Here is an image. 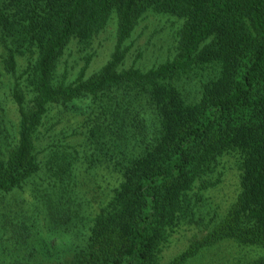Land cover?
Here are the masks:
<instances>
[{
	"label": "trees",
	"instance_id": "16d2710c",
	"mask_svg": "<svg viewBox=\"0 0 264 264\" xmlns=\"http://www.w3.org/2000/svg\"><path fill=\"white\" fill-rule=\"evenodd\" d=\"M151 13L180 20L173 57L125 67ZM111 21L115 43L97 71L85 74L89 53L75 78L66 66L57 74L70 46H88ZM0 61V89L14 104V133L0 125V198L24 194L63 223L54 207L83 208L69 264H161L182 226L192 227L188 241L163 264L214 246L233 264H264V0H0ZM209 69L186 97L177 82ZM65 112L82 118L81 142L58 136ZM227 155L237 183L220 212L207 193Z\"/></svg>",
	"mask_w": 264,
	"mask_h": 264
},
{
	"label": "rangeland",
	"instance_id": "374dc122",
	"mask_svg": "<svg viewBox=\"0 0 264 264\" xmlns=\"http://www.w3.org/2000/svg\"><path fill=\"white\" fill-rule=\"evenodd\" d=\"M179 24L180 20L176 19V17L156 13H151L141 19L133 32L131 38L133 44L125 58L124 66L134 65L142 69H148L166 59L172 58L175 51V34ZM115 32L116 26L111 21L102 32L91 40L88 46L81 49L75 44L70 46L64 54V59L59 64L57 74H60L63 71V66H66V69H69V76L73 74L70 79L75 78L80 66L83 65V58L89 53L92 58L85 74L89 75L97 71L106 62L113 50ZM20 65H22V61ZM204 66L206 67V65ZM211 70L209 69L208 73L204 70V74H199L200 76L189 72L188 76L177 82L182 93L188 98L197 97L200 91V81L212 75ZM6 77L0 61L1 82H4ZM1 89L0 99H4L0 100L2 101L0 106L5 109L2 111L0 107V125L4 126L6 132L10 131L12 134L14 133L13 127H11V122L14 120L12 117L14 104L10 101L9 96L3 95ZM1 112H4L6 117ZM60 117H62L61 124H64V132H62V128L61 131L57 129L58 136L66 135L67 140L81 142L82 133L86 134L87 131L85 132V129L81 128V124L78 127L76 125L78 120L82 118L75 119L76 115L72 113H62ZM75 121L76 124H74ZM74 130L80 132L77 131L78 134L74 135ZM10 133H8L10 135L8 136L9 138H11ZM68 135L71 136L68 137ZM222 162H224L222 166L224 173L221 175L222 181L209 189L207 193L211 197V203L219 206V211H223L232 200L237 183V170L232 156H224ZM99 182L102 184L100 180ZM110 186L111 184H107L104 179L103 188L95 189L93 193L99 198H103L106 196ZM24 196V194L12 193L10 197L3 196L0 198V206H4L3 211L0 210V264H69L72 255L83 241V234L87 225L83 208L71 207V209L58 210L57 207H54L53 211H58V213L65 215L67 213V215L65 223L61 219L52 221L45 206L32 210L31 207L27 206V200L25 202ZM36 214H39L40 217L34 220ZM69 227L73 228L72 231ZM191 230V226H182L176 229L172 237L173 242L162 254L161 264L167 262L170 257L185 247ZM11 236H16L17 242L12 241ZM22 237H24L26 243L20 242ZM215 247L209 248L210 251H205L201 258L198 255L188 260L185 264H213L214 260L221 262L223 259L224 264H233L235 256H232L229 250L225 251Z\"/></svg>",
	"mask_w": 264,
	"mask_h": 264
}]
</instances>
